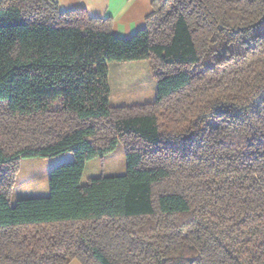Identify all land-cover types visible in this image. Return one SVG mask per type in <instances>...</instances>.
Segmentation results:
<instances>
[{
  "label": "trees",
  "instance_id": "trees-1",
  "mask_svg": "<svg viewBox=\"0 0 264 264\" xmlns=\"http://www.w3.org/2000/svg\"><path fill=\"white\" fill-rule=\"evenodd\" d=\"M53 0H0V264H264V0H155L128 39ZM148 62L152 103L110 107ZM121 144L122 176L80 186ZM71 153L48 197L22 159Z\"/></svg>",
  "mask_w": 264,
  "mask_h": 264
},
{
  "label": "rangeland",
  "instance_id": "rangeland-1",
  "mask_svg": "<svg viewBox=\"0 0 264 264\" xmlns=\"http://www.w3.org/2000/svg\"><path fill=\"white\" fill-rule=\"evenodd\" d=\"M108 85L110 107H130L152 103L156 95V82L148 62L110 64ZM141 97H135L140 93ZM73 162L71 153L51 158H29L20 160L19 172L10 194V205L18 200L48 197L49 174L59 166ZM126 171L124 148L121 144L103 159L86 162L80 180L84 186L90 179L122 176Z\"/></svg>",
  "mask_w": 264,
  "mask_h": 264
},
{
  "label": "crops",
  "instance_id": "crops-1",
  "mask_svg": "<svg viewBox=\"0 0 264 264\" xmlns=\"http://www.w3.org/2000/svg\"><path fill=\"white\" fill-rule=\"evenodd\" d=\"M60 12L84 10L92 18L112 20V32L121 39H128L144 26V20L152 12L155 0H53ZM110 66H107L108 77ZM110 89V87H109ZM144 92L135 97H141ZM156 96V95H155ZM155 100V98H154ZM147 104V103H146ZM69 264H80L73 260Z\"/></svg>",
  "mask_w": 264,
  "mask_h": 264
}]
</instances>
